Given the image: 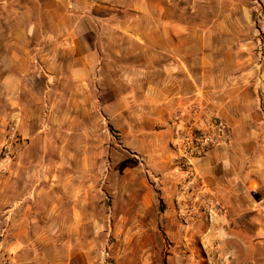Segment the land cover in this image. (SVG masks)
<instances>
[{"label":"crops","instance_id":"crops-1","mask_svg":"<svg viewBox=\"0 0 264 264\" xmlns=\"http://www.w3.org/2000/svg\"><path fill=\"white\" fill-rule=\"evenodd\" d=\"M261 3L0 0V97L22 109L27 79L38 78L26 70L45 67L53 72L48 83L56 106L63 102L62 116L73 114L50 128L53 160H14L2 176V202L10 203L9 191L19 196L6 205L15 207L7 246L17 264H104L89 249L97 234L82 233L95 221L92 196L102 189L116 196L119 188L130 212L160 211L167 240L179 248L173 254L185 261L199 260L203 246L217 264H245L251 255L264 264V62L256 63ZM35 50L37 65L28 60ZM91 81L106 100L102 109L117 146L128 154L126 172L131 176L140 164L146 173L140 184L130 179L117 186L107 174L100 184L91 178L90 166L99 161L88 155ZM190 104L207 106L232 137L229 146L192 159L207 196L221 207L206 231L201 214L190 224L176 216L185 172L173 120Z\"/></svg>","mask_w":264,"mask_h":264},{"label":"rangeland","instance_id":"rangeland-1","mask_svg":"<svg viewBox=\"0 0 264 264\" xmlns=\"http://www.w3.org/2000/svg\"><path fill=\"white\" fill-rule=\"evenodd\" d=\"M260 1L256 0L258 3ZM257 15L258 19L264 21V5L262 3L259 5ZM256 39V63L258 64L264 62V34H260ZM39 42L40 38H37L31 44L38 46ZM49 55H46L47 58L50 57ZM29 56L28 60H32V62L36 60V65L40 64V54L37 50L31 52ZM62 58L64 59V56ZM41 64L43 63L41 62ZM26 72H28L26 76H38V78L35 80L33 78L27 79V93L25 91L24 101L21 102L22 109L13 106L12 102L15 101L5 104L0 97V160H13L9 167L14 163V160H53L57 147H55L54 142L56 141V137L54 139L55 134L50 133V128L65 123L67 120L69 122L73 118V114L70 118L62 116L66 111V106L63 105V102H59L56 106V101L53 100L54 95L51 93V89L49 90L51 84L48 83L51 79L50 73L52 71L50 69L47 70L45 67L40 69V66H33ZM95 75H97V71H95ZM59 88L69 90L64 84ZM258 90H260L259 87ZM90 92V115L85 122L90 127L88 155L91 160H99L90 166L91 178H100V184L104 175L107 174L109 179H113V184L117 186L128 185L130 179L133 183H142L146 173L140 164H138L139 170L134 171L131 176L126 172L131 169L130 162L126 159L128 154L117 146L118 139L113 138L112 131L114 130H111L109 120L102 109L106 100L103 99V96L98 97L96 83L93 84L92 82ZM56 110L58 116L54 115ZM59 113L61 114L59 115ZM12 127L15 128L14 135H12L15 139V150L9 156L10 158H6L4 146L7 138L11 135ZM98 127H104L105 131L101 132L97 129ZM116 138L118 137L116 136ZM179 167L183 170L180 164ZM7 168L8 166L3 170L0 168V181L2 176L6 174ZM91 182L95 184V182ZM116 194L114 196L111 191L102 189L97 196H92L91 205L95 207V210L89 215L96 222H90V229L88 230L90 234L88 231L82 233L83 236H90V238L92 234H97L95 241L89 244V249L101 257L104 264H217V261L212 257V249H205L203 246L201 258L199 260L197 258L196 262L193 261V258L185 261L183 257L173 254L174 250V253L177 254L179 248L174 247L175 244L172 245L171 241H168L167 233L162 226L160 211L155 212L149 209L141 213L130 212V206H124L123 199L125 196L124 198L121 197L120 188ZM8 198L10 203L5 204L2 202L0 194L1 209L17 201L19 196L13 190L9 191ZM183 200L181 199L180 202ZM200 214L205 219V221L203 220V231H206L204 230L205 224H207V228H210L212 221L206 219L207 216L203 214L200 207L196 209L194 216L188 218L187 222L190 224ZM176 216L181 220L178 212H176ZM0 219H2L1 211ZM81 247L88 248L87 245ZM245 264L261 263L256 255H251V259Z\"/></svg>","mask_w":264,"mask_h":264},{"label":"built area","instance_id":"built-area-1","mask_svg":"<svg viewBox=\"0 0 264 264\" xmlns=\"http://www.w3.org/2000/svg\"><path fill=\"white\" fill-rule=\"evenodd\" d=\"M173 127L174 139L183 153L179 164L185 172L181 188L185 198L178 206L179 217L183 223L187 222L188 218L194 216L196 209L199 208L193 204L198 203L203 214L207 216L206 219L212 221L213 216H218L221 212V207L214 196H207L208 192L204 179L195 171L192 159L202 157L210 148L229 146L232 138L231 131L228 125L214 113H211L207 106L197 104H190L184 110L177 112L173 120ZM10 131L11 135L7 138L4 146L6 158L11 156L15 150V139L12 137L15 128L12 127ZM12 161L0 160V168L3 170ZM5 173L7 174L6 170ZM14 209L15 207L3 209L0 207L2 212V219H0V264H17L13 258V253L8 250L7 246L12 241L11 223Z\"/></svg>","mask_w":264,"mask_h":264},{"label":"trees","instance_id":"trees-1","mask_svg":"<svg viewBox=\"0 0 264 264\" xmlns=\"http://www.w3.org/2000/svg\"><path fill=\"white\" fill-rule=\"evenodd\" d=\"M165 242V241H164ZM166 243V242H165Z\"/></svg>","mask_w":264,"mask_h":264}]
</instances>
